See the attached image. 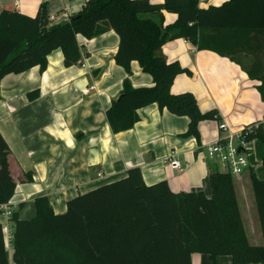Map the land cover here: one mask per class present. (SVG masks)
I'll use <instances>...</instances> for the list:
<instances>
[{
  "label": "trees",
  "instance_id": "1",
  "mask_svg": "<svg viewBox=\"0 0 264 264\" xmlns=\"http://www.w3.org/2000/svg\"><path fill=\"white\" fill-rule=\"evenodd\" d=\"M163 13L175 14L173 23L165 25ZM108 30H114L119 40L115 63L126 68L136 61L152 78L150 86L138 88L124 81L122 92L105 111L113 133L130 129L138 121L137 110L153 103L188 119L184 136L198 138L200 122L218 121L215 110L199 109L192 93H171L174 78L190 73L159 55L160 48L174 39L240 65L258 83L264 103V0H226L208 8L200 7L198 0H85L81 10L61 24L48 22L46 2L33 17L1 10L0 81L33 67L43 72L48 55L56 49L62 53L64 67H71L81 57L76 36L91 39ZM36 95L33 92L28 98ZM247 140L264 143L261 125ZM8 154L0 137V205L8 202L15 187ZM249 174L263 237L260 245L247 239L229 173L209 175L208 196L203 191L172 192L166 181L146 185L134 167L119 180L71 198L63 213H54L44 196L35 198L31 219H19L13 211L9 218L12 262L191 264V255L206 254L213 264L219 255L228 256L230 264H264V181L255 177L252 168ZM0 264H9L1 225Z\"/></svg>",
  "mask_w": 264,
  "mask_h": 264
},
{
  "label": "crops",
  "instance_id": "2",
  "mask_svg": "<svg viewBox=\"0 0 264 264\" xmlns=\"http://www.w3.org/2000/svg\"><path fill=\"white\" fill-rule=\"evenodd\" d=\"M224 1L198 0V4L208 8ZM43 2L48 16L54 17L51 24H61L76 15L85 0ZM40 4L39 0H0V11L33 17ZM163 18L165 25L171 24L176 15L163 13ZM76 40L81 54L77 64L64 67L62 53L56 49L48 55L43 72L33 67L5 75L0 81V137L8 148L9 172L15 181L6 204L11 213L17 211L19 219L35 216V198L40 196L48 199L54 213H63L71 198L119 180L134 167L146 185L166 181L172 192L203 191L209 196V175L223 170L205 157V148L221 138L220 125L225 123L232 131L261 125L264 134V103L256 89L258 83L240 65L213 52L199 51L183 39L170 40L159 50L166 62H177L190 72L174 78L171 93H192L199 109L215 110L218 121L200 122L198 138L184 136L188 119L153 103L137 110L138 121L130 129L113 133L105 111L122 92L124 81L138 88L150 86L152 78L136 61L126 68L115 63L119 40L114 30L91 39L77 35ZM242 62L246 64L248 58ZM90 86L94 89L85 94ZM33 92L36 97L29 99ZM170 151L177 154L179 169L165 162ZM263 157L264 143L249 142V168L233 178L243 227L253 245L262 244L263 237L249 170L264 181ZM0 225L8 261L13 264L10 222L3 213ZM216 262L230 264V258L219 255ZM191 264L213 262L209 255L193 254Z\"/></svg>",
  "mask_w": 264,
  "mask_h": 264
},
{
  "label": "built area",
  "instance_id": "3",
  "mask_svg": "<svg viewBox=\"0 0 264 264\" xmlns=\"http://www.w3.org/2000/svg\"><path fill=\"white\" fill-rule=\"evenodd\" d=\"M39 1L40 3L43 2V0ZM53 21L54 17L48 16V22ZM93 89V86H90L84 93L87 94ZM255 127L254 124L247 125L238 131H232L227 124L222 123L219 127L222 136L205 148V157L216 161L223 172L229 173L233 178L242 175L249 168L247 135L253 132ZM165 162L173 169L180 168V162L177 160V154L174 151L169 152ZM98 177H101L100 173H98ZM0 210L6 217L10 218L11 210L8 204L0 205Z\"/></svg>",
  "mask_w": 264,
  "mask_h": 264
}]
</instances>
